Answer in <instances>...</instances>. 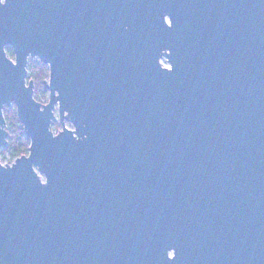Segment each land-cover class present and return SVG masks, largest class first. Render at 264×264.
I'll list each match as a JSON object with an SVG mask.
<instances>
[{
	"label": "water",
	"instance_id": "95a60500",
	"mask_svg": "<svg viewBox=\"0 0 264 264\" xmlns=\"http://www.w3.org/2000/svg\"><path fill=\"white\" fill-rule=\"evenodd\" d=\"M2 1L0 264H264V0Z\"/></svg>",
	"mask_w": 264,
	"mask_h": 264
},
{
	"label": "trees",
	"instance_id": "16d2710c",
	"mask_svg": "<svg viewBox=\"0 0 264 264\" xmlns=\"http://www.w3.org/2000/svg\"><path fill=\"white\" fill-rule=\"evenodd\" d=\"M11 53V51H9ZM12 54V53H11ZM28 69L30 70V74L27 77V81H34V91L35 89H44V80L49 75L48 71L43 72L41 68L34 67L33 65H28ZM36 101L41 103V97L35 96ZM47 103V102H46ZM45 103V104H46ZM4 118L7 124V132H8V149L11 152V157L13 160L20 158L24 155H28L29 149V139L25 136L23 128L18 121L16 115V109L12 110L6 107L4 109ZM55 127V125H53Z\"/></svg>",
	"mask_w": 264,
	"mask_h": 264
},
{
	"label": "rangeland",
	"instance_id": "374dc122",
	"mask_svg": "<svg viewBox=\"0 0 264 264\" xmlns=\"http://www.w3.org/2000/svg\"><path fill=\"white\" fill-rule=\"evenodd\" d=\"M28 65H33L34 67H39L42 69V71L44 72H49V69H48V66L47 65H44L43 63H41L38 59H34V60H29L28 62ZM162 65L163 66H168L167 62L165 60L162 61ZM30 74V70L28 69V66H27V76H29ZM49 74V73H48ZM49 79V75L47 76V78L44 80L47 81ZM35 96H40L41 97V103L42 104H45L47 101H48V96H49V93H48V90L46 89V87H44V89H35ZM15 108V106L12 104L9 109H13ZM56 114V118H57V121L53 124L55 125V127L52 125V128L57 131L61 128V124L59 122V118H58V112L56 111L55 112ZM0 157L3 161H8V160H11L12 157H11V152L10 150L8 149V147H5V148H1L0 149Z\"/></svg>",
	"mask_w": 264,
	"mask_h": 264
},
{
	"label": "flooded vegetation",
	"instance_id": "af4514ba",
	"mask_svg": "<svg viewBox=\"0 0 264 264\" xmlns=\"http://www.w3.org/2000/svg\"><path fill=\"white\" fill-rule=\"evenodd\" d=\"M3 2V1H2ZM11 50V48H9V47H6V55H7V57L11 60V56H13L14 57V55H13V53H12V50H11V53L9 52ZM6 108V107H5ZM6 121V120H5ZM6 130H7V124H6Z\"/></svg>",
	"mask_w": 264,
	"mask_h": 264
},
{
	"label": "clouds",
	"instance_id": "9594fccd",
	"mask_svg": "<svg viewBox=\"0 0 264 264\" xmlns=\"http://www.w3.org/2000/svg\"><path fill=\"white\" fill-rule=\"evenodd\" d=\"M0 2H2V0H0Z\"/></svg>",
	"mask_w": 264,
	"mask_h": 264
}]
</instances>
